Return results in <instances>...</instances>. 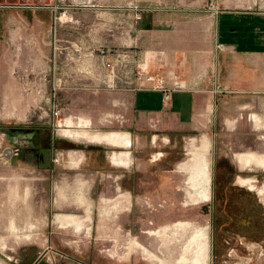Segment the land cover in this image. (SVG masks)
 I'll use <instances>...</instances> for the list:
<instances>
[{
  "label": "rangeland",
  "instance_id": "374dc122",
  "mask_svg": "<svg viewBox=\"0 0 264 264\" xmlns=\"http://www.w3.org/2000/svg\"><path fill=\"white\" fill-rule=\"evenodd\" d=\"M29 1L50 4L42 11L52 17L44 29L40 68L25 70L30 99L18 104L28 116L18 124L24 132L12 143L19 148L39 144L42 150L57 141V93L62 89L130 91L138 64L147 73L161 65L178 79L197 81L202 74L194 71L196 64L188 54H202L210 46L215 11L251 9L254 0ZM34 62L30 59V65ZM107 65H120L123 71L114 85L105 82ZM223 104L221 113H214L209 103L197 130L173 135L166 169L151 171L153 186L144 183L147 189L132 198V206L124 196L116 207L111 197L106 204L98 202L94 229L87 228L91 220L86 213L67 215L80 221V228L62 225L56 215L58 225L49 205L54 179L43 178L42 165L14 167L8 182L0 181V264H181L182 254L190 264L193 248L182 250L201 230L206 236V264H264V171L243 170L237 161L239 154L264 156V111L239 113L233 102L230 113L231 105ZM5 125L9 124L0 123V149L11 144L7 133L2 135ZM42 127L40 139L37 132ZM28 133L32 135L26 140ZM202 139L209 142L208 198L191 181L195 174L184 168ZM2 157L0 150V161ZM162 174L168 191H156ZM79 198L84 205L86 198Z\"/></svg>",
  "mask_w": 264,
  "mask_h": 264
},
{
  "label": "crops",
  "instance_id": "0c3cea01",
  "mask_svg": "<svg viewBox=\"0 0 264 264\" xmlns=\"http://www.w3.org/2000/svg\"><path fill=\"white\" fill-rule=\"evenodd\" d=\"M252 5L247 10L215 11L210 46L203 48L202 54H188L196 64L194 71L202 76L197 81L189 77L185 82L189 88L173 91L166 101L158 90L60 89L54 129L57 141L51 142L50 149L40 150L38 141L37 146L21 148L12 142L24 132L18 124L28 113L18 103L30 99L29 90L24 88L30 79L25 70L40 68L44 29L52 17L42 9L50 4L0 0V103H4L0 123L9 124L1 128L11 142L0 149L4 155L0 181L8 182L18 165H42L39 171L43 178L54 179L49 205L55 210L53 219L58 225L56 215L82 217L86 213L91 220L87 228L94 229L97 203L110 202L108 197L114 207L123 196L132 206V198L140 197L147 189L145 184L149 187L156 180L151 171L159 166L166 169L173 135L203 126L209 103H213L214 113H221L223 103L231 105L232 113L233 102L239 113L264 111V4L254 0ZM30 59L34 64L30 65ZM158 71L165 75L173 72L161 65L148 70ZM5 127L11 132H3ZM38 130L41 139L45 128ZM8 149L11 154L5 153ZM33 159L38 164L31 163ZM162 176L163 183L156 191H168L166 174ZM79 195L86 198V205L78 203ZM67 227L71 226L62 228Z\"/></svg>",
  "mask_w": 264,
  "mask_h": 264
},
{
  "label": "bare ground",
  "instance_id": "6f19581e",
  "mask_svg": "<svg viewBox=\"0 0 264 264\" xmlns=\"http://www.w3.org/2000/svg\"><path fill=\"white\" fill-rule=\"evenodd\" d=\"M69 133V131H68ZM67 133V134H68ZM72 134V133H71ZM73 136V135H71ZM76 137V136H75ZM209 142L206 139H202L201 146L199 148H193V159L192 162L184 166L185 169L191 171V173H194L196 177L191 176V181L195 185L201 186L200 195H202L205 198H208V190L207 186L209 185V171L207 169V159L206 155L209 151ZM123 144V143H122ZM237 161L240 164V167L246 170H252V168H261L264 171V156H256L253 154L249 155H240L237 156ZM183 168V167H182ZM248 180V179H247ZM245 182V181H243ZM192 184V183H191ZM264 186V185H263ZM264 189V187H263ZM199 195V196H200ZM201 196V197H202ZM78 202H81V199H78ZM88 213V212H87ZM89 216V214H88ZM87 216V217H88ZM73 219H69L67 215H58L57 220L62 223V225H74L77 228L81 227V223L79 222H73ZM196 233L192 235V238L189 239L190 241L186 245V247L182 250L184 253H186L188 250L193 248V253L191 257L190 264H206L207 258H208V252H207V243L204 237V234L201 231H195ZM207 239V238H206ZM209 242V241H208ZM148 255V254H147ZM149 256V255H148ZM179 263L185 264L187 263L186 256H183L181 259H179Z\"/></svg>",
  "mask_w": 264,
  "mask_h": 264
},
{
  "label": "built area",
  "instance_id": "2783aa9c",
  "mask_svg": "<svg viewBox=\"0 0 264 264\" xmlns=\"http://www.w3.org/2000/svg\"><path fill=\"white\" fill-rule=\"evenodd\" d=\"M218 47H222V45H218ZM134 70V81L136 84L134 88H130L128 90H158L163 94V100H168L170 94L173 91L188 89V85L184 80L178 79V75L173 72L170 73L167 77L162 71L147 73L144 71V67H141L139 64L136 66ZM121 72H123L121 70ZM120 72V65L115 69L114 65H107L105 69V79L107 85H114L115 82H118L119 77L122 75ZM60 112V108L57 105V116Z\"/></svg>",
  "mask_w": 264,
  "mask_h": 264
},
{
  "label": "water",
  "instance_id": "95a60500",
  "mask_svg": "<svg viewBox=\"0 0 264 264\" xmlns=\"http://www.w3.org/2000/svg\"><path fill=\"white\" fill-rule=\"evenodd\" d=\"M7 151H8V153H10V154H11V152H12L11 149H8V150L5 151L6 154H7Z\"/></svg>",
  "mask_w": 264,
  "mask_h": 264
},
{
  "label": "flooded vegetation",
  "instance_id": "af4514ba",
  "mask_svg": "<svg viewBox=\"0 0 264 264\" xmlns=\"http://www.w3.org/2000/svg\"><path fill=\"white\" fill-rule=\"evenodd\" d=\"M29 138H31V135H29ZM29 138H28V139H29ZM210 179H211V178H209V180H210ZM208 197H209V196H208Z\"/></svg>",
  "mask_w": 264,
  "mask_h": 264
}]
</instances>
